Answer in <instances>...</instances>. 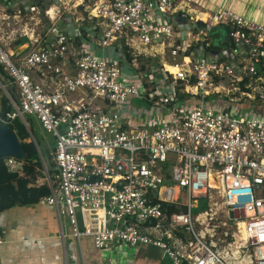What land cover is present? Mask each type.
Here are the masks:
<instances>
[{"label": "built area", "instance_id": "built-area-1", "mask_svg": "<svg viewBox=\"0 0 264 264\" xmlns=\"http://www.w3.org/2000/svg\"><path fill=\"white\" fill-rule=\"evenodd\" d=\"M86 1L83 36L75 18L25 35L18 57L0 43L17 95L0 121L27 129L30 115L53 138L55 172L39 155L35 182L60 237L64 220L76 247L85 236L97 251L150 245L171 264H264V23L175 0ZM214 26L227 28L223 41ZM131 97L143 105L125 106ZM126 113L154 118L128 125ZM22 162L3 158L18 174ZM217 202L246 261L239 245L226 251L233 233L215 235Z\"/></svg>", "mask_w": 264, "mask_h": 264}, {"label": "crops", "instance_id": "crops-1", "mask_svg": "<svg viewBox=\"0 0 264 264\" xmlns=\"http://www.w3.org/2000/svg\"><path fill=\"white\" fill-rule=\"evenodd\" d=\"M175 1L184 2L189 7L192 5L190 8L204 13L223 6L251 20L264 23V0ZM7 37L10 39L9 35ZM15 40L12 42L14 43ZM13 43L5 48L13 52L15 57L27 50L26 40L19 44ZM64 67L68 70L71 68L68 65ZM131 104L138 107L133 100H129L125 106L130 107ZM126 114L127 119L137 117V122L139 118L146 117L141 114L138 116ZM35 180L34 183L40 185ZM62 224H65V231ZM59 230L53 210L40 201L36 204L13 206L1 211L0 237L3 238V243L0 244V258L2 264H81V257L83 264H164L162 261L167 258L162 252L158 258H154L151 249L154 247L148 245H138L123 250L97 251L92 246L90 238L85 236L80 238L79 246L76 247L68 235L65 221L61 223L63 238L60 237ZM166 261L167 264H171L168 259Z\"/></svg>", "mask_w": 264, "mask_h": 264}, {"label": "rangeland", "instance_id": "rangeland-1", "mask_svg": "<svg viewBox=\"0 0 264 264\" xmlns=\"http://www.w3.org/2000/svg\"><path fill=\"white\" fill-rule=\"evenodd\" d=\"M79 3L80 0H0V43H2V45L4 44V47L7 45L11 46L13 43L12 41L20 36L26 37L41 34L47 31L52 25H59L66 21L70 22L75 18H77L76 23L82 25L83 21H80L79 19L84 15L83 5L87 3V1L83 0L82 4ZM191 6L192 5H190V7ZM48 10L49 12L46 14L45 11ZM7 35L10 36L11 40L8 39ZM87 52L90 54L93 53V51ZM155 65H158L157 61L153 66ZM132 82L135 85H138V81L133 80ZM0 92L3 93L1 88ZM130 99L133 100L136 105H143V103H137L138 100L133 97ZM153 118L154 115H147L146 117L139 118V121L137 122V117H130L128 119V125H142L146 122L152 121ZM34 136L39 143L41 155L43 159L46 160L49 150L53 147V138L42 131L39 127L38 130L34 131ZM212 211H214L215 214H213L210 223L215 225L216 237H218L217 235L220 236L221 231L233 233V237L229 240L230 242L234 241V243L226 248V251H233L235 250V246L239 245V255L244 261H246V254L250 249L246 248L243 236L235 231L233 225L222 224L225 219V212L219 202L215 204ZM61 223H64V220H62ZM62 228L65 231V224H62ZM226 240L213 238V242L217 248L224 246ZM151 249L153 251V257L158 258L161 250L155 247ZM166 260L167 258H165L162 263L167 264L168 262Z\"/></svg>", "mask_w": 264, "mask_h": 264}, {"label": "trees", "instance_id": "trees-1", "mask_svg": "<svg viewBox=\"0 0 264 264\" xmlns=\"http://www.w3.org/2000/svg\"><path fill=\"white\" fill-rule=\"evenodd\" d=\"M85 22L82 27L79 28L82 36L84 33ZM227 32L226 27L214 26L210 29L209 35L213 39L222 40L224 39L223 33ZM27 40L26 37L22 36L15 40L13 44H19ZM79 42L78 37L73 39V44ZM126 60H129L127 54H125ZM148 63L151 67H154L155 59L146 58L143 60ZM142 63V62H141ZM157 67V65H155ZM142 68V65H140ZM157 73V71H154ZM0 83L7 91L10 99L17 104V95L15 87L10 83L8 77L4 74L0 67ZM12 106L9 99L0 92V119H3L6 112L11 111ZM24 121L27 123V129L18 117L13 118L7 122V126L10 127L17 139L19 140L21 149L24 157L22 162L21 174L17 172H9L3 163V159H0V211L9 209L13 206H28L36 204L39 198L48 193V189L44 184L37 185L34 180L42 175V165L39 159V155L42 157L39 143L34 138V131L38 130V125L35 122L34 117L30 115H23ZM43 159V157H42ZM48 174L55 172L54 164L50 160V156L47 159H43ZM205 206L204 201H200L198 209H202ZM179 209V208H178ZM173 206H169L168 210H178Z\"/></svg>", "mask_w": 264, "mask_h": 264}, {"label": "water", "instance_id": "water-1", "mask_svg": "<svg viewBox=\"0 0 264 264\" xmlns=\"http://www.w3.org/2000/svg\"><path fill=\"white\" fill-rule=\"evenodd\" d=\"M0 88L3 90L4 95L11 100L1 83ZM11 104H13V101ZM5 157L23 160L24 154L14 131L6 123L0 121V159Z\"/></svg>", "mask_w": 264, "mask_h": 264}, {"label": "bare ground", "instance_id": "bare-ground-1", "mask_svg": "<svg viewBox=\"0 0 264 264\" xmlns=\"http://www.w3.org/2000/svg\"><path fill=\"white\" fill-rule=\"evenodd\" d=\"M48 13V12H47Z\"/></svg>", "mask_w": 264, "mask_h": 264}]
</instances>
